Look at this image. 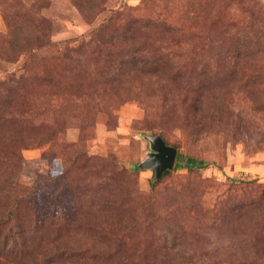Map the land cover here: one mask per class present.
<instances>
[{
	"label": "rangeland",
	"instance_id": "rangeland-1",
	"mask_svg": "<svg viewBox=\"0 0 264 264\" xmlns=\"http://www.w3.org/2000/svg\"><path fill=\"white\" fill-rule=\"evenodd\" d=\"M181 1L0 0V264H264V0Z\"/></svg>",
	"mask_w": 264,
	"mask_h": 264
},
{
	"label": "trees",
	"instance_id": "trees-1",
	"mask_svg": "<svg viewBox=\"0 0 264 264\" xmlns=\"http://www.w3.org/2000/svg\"><path fill=\"white\" fill-rule=\"evenodd\" d=\"M180 9L178 6V3L171 4V5H165L159 10V17L155 19L153 18H142V19H137L133 17H129L126 19V24L130 25H135L137 22H140L143 24L144 30H150L153 25H158L159 29L161 30L160 32L163 33V35H170V34H178L181 29H179V25H177L178 20L181 19L182 16L185 14V5L182 4V1L180 0ZM73 5L76 7V9H81L82 4L75 1ZM198 6V4H196ZM181 13L180 15H178ZM196 18L199 20V18ZM200 21V20H199ZM202 21V20H201ZM127 24V25H128ZM129 26V25H128ZM235 43L240 44L238 50L231 51L230 49L227 51H223L219 53V59L221 63L225 65H242V66H248V67H253V63L257 58L262 57L264 55V49H261L260 47V41H261V36L258 31H255L253 34L247 32L244 33L242 36L235 38L234 39ZM253 44L251 49L248 51L246 48V43ZM199 166V163H197L194 159L192 158H185L180 154V153H175L174 157V162L172 166V171L178 170V169H192L196 168ZM16 259H19L16 257ZM15 261H19L16 260Z\"/></svg>",
	"mask_w": 264,
	"mask_h": 264
},
{
	"label": "water",
	"instance_id": "water-1",
	"mask_svg": "<svg viewBox=\"0 0 264 264\" xmlns=\"http://www.w3.org/2000/svg\"><path fill=\"white\" fill-rule=\"evenodd\" d=\"M142 138L147 142L150 138L151 143L148 144V154L150 156V160L147 162H140L136 167L138 169H153L154 179H158L160 174L163 171L171 170L175 157V149L169 146H166L163 140L158 136L146 137L142 136ZM146 154V153H145Z\"/></svg>",
	"mask_w": 264,
	"mask_h": 264
},
{
	"label": "clouds",
	"instance_id": "clouds-1",
	"mask_svg": "<svg viewBox=\"0 0 264 264\" xmlns=\"http://www.w3.org/2000/svg\"><path fill=\"white\" fill-rule=\"evenodd\" d=\"M151 142H152V141H151V139L149 138V139L147 140V143L150 145ZM142 159H143L144 162H147L148 160H150V156H149V154L146 153L145 156H144ZM152 173H153V169H152V168L142 170V174L147 175L149 178H151Z\"/></svg>",
	"mask_w": 264,
	"mask_h": 264
}]
</instances>
